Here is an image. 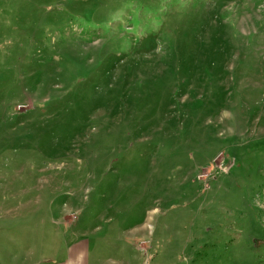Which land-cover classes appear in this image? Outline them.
I'll list each match as a JSON object with an SVG mask.
<instances>
[{"label":"rangeland","instance_id":"374dc122","mask_svg":"<svg viewBox=\"0 0 264 264\" xmlns=\"http://www.w3.org/2000/svg\"><path fill=\"white\" fill-rule=\"evenodd\" d=\"M83 236L264 264V0H0V264Z\"/></svg>","mask_w":264,"mask_h":264},{"label":"crops","instance_id":"0c3cea01","mask_svg":"<svg viewBox=\"0 0 264 264\" xmlns=\"http://www.w3.org/2000/svg\"><path fill=\"white\" fill-rule=\"evenodd\" d=\"M57 249V245L54 246L49 255L54 254ZM57 253V252H56ZM95 255L92 254V245L88 238L85 236L75 239L73 242L68 244L65 250V254L63 258L56 259L54 257L45 258L40 264H118V262L113 261L110 263H106L110 261L107 256L102 257L98 253V257H93ZM107 258L105 261L102 259Z\"/></svg>","mask_w":264,"mask_h":264}]
</instances>
